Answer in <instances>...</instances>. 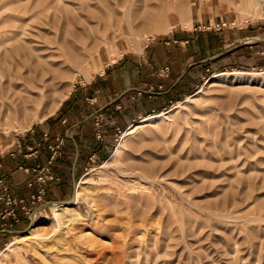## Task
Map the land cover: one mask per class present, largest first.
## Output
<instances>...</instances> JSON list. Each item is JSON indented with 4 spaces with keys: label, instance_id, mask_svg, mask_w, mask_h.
<instances>
[{
    "label": "rangeland",
    "instance_id": "rangeland-1",
    "mask_svg": "<svg viewBox=\"0 0 264 264\" xmlns=\"http://www.w3.org/2000/svg\"><path fill=\"white\" fill-rule=\"evenodd\" d=\"M263 4L0 0V147L44 122L75 84L151 41L159 68L165 57L193 66L201 51L207 59L263 37ZM183 35L184 48L171 44ZM262 49L211 63L181 101L117 133L107 158L79 172L66 197L54 190L52 206L0 236V264H264ZM17 63L28 85L7 80ZM7 91L19 100L5 103ZM76 189L64 218L57 207Z\"/></svg>",
    "mask_w": 264,
    "mask_h": 264
},
{
    "label": "crops",
    "instance_id": "crops-1",
    "mask_svg": "<svg viewBox=\"0 0 264 264\" xmlns=\"http://www.w3.org/2000/svg\"><path fill=\"white\" fill-rule=\"evenodd\" d=\"M188 42L189 37L183 35L180 41L174 39L171 44L179 43L184 48ZM150 44L152 41L139 54L123 53L114 65L105 66L89 80L75 84L44 122L29 129L19 139H13L5 148L0 147V176L14 197L26 199L34 193L26 186L33 177L25 170L46 166L50 158L47 147L55 145L57 139L63 140L61 156L49 165L57 180H46L44 204L51 200L54 190H62V198L66 197V191L74 185L79 172L91 163H101L107 158L117 133L128 131L139 121L181 101L208 76L211 63L225 58L232 60L244 49L254 48L256 54L258 50L263 54L264 36L253 38L251 43H239L207 59L201 51L200 61L193 66H185L182 59L173 62V58L169 57L168 61L165 57L163 65L157 68L150 52L155 47ZM163 69L168 70L167 77L161 75ZM97 132L100 140L96 138ZM44 135H48V141L43 139ZM45 209L42 206L38 214ZM18 219L10 229H0V236L16 233L28 221L20 212Z\"/></svg>",
    "mask_w": 264,
    "mask_h": 264
},
{
    "label": "built area",
    "instance_id": "built-area-1",
    "mask_svg": "<svg viewBox=\"0 0 264 264\" xmlns=\"http://www.w3.org/2000/svg\"><path fill=\"white\" fill-rule=\"evenodd\" d=\"M224 26V25H222ZM212 28V27H211ZM210 30V28L208 29ZM218 30V29H217ZM168 70H164V75L167 77ZM97 140L101 136L99 132L96 135ZM43 139L48 141V135H44ZM63 145L62 139H57L55 145H48L50 152L49 162L46 166L38 169H26L25 173L33 177L32 180L27 182V188L34 190L28 198L14 197L8 187L5 185L4 180L0 176V229L8 230L13 224L18 223V212H20L27 220L32 221L38 214L42 206H52L53 204H44L46 196L45 182L56 181V177L51 174L49 165L52 161L61 156V147ZM44 204V205H43Z\"/></svg>",
    "mask_w": 264,
    "mask_h": 264
},
{
    "label": "bare ground",
    "instance_id": "bare-ground-1",
    "mask_svg": "<svg viewBox=\"0 0 264 264\" xmlns=\"http://www.w3.org/2000/svg\"><path fill=\"white\" fill-rule=\"evenodd\" d=\"M263 14H264V4H263ZM162 19H163V16H160ZM160 24H162L161 22H160ZM130 29V28H129ZM169 30V28L167 29V28H165V27H162V29L160 30V33H165V32H167ZM131 32V31H130ZM132 32H131V36H132ZM134 35V34H133ZM134 38H135V35L133 36ZM118 38V37H117ZM126 38V37H125ZM127 38H129V37H127ZM135 39H133V41H134ZM115 41H116V39H115ZM113 42H114V39H113ZM130 42H131V40H130ZM27 43V42H26ZM105 43H106V40H105ZM116 46H117V44H116ZM137 46L139 47L140 46V44H137ZM118 47V46H117ZM111 49H113V47H111ZM115 49H116V47H115ZM17 50V49H16ZM15 50V51H16ZM23 50V49H22ZM28 50V49H27ZM27 50H25V51H27ZM30 52V51H29ZM117 52V51H116ZM4 53V52H3ZM113 53V52H112ZM12 56V55H11ZM91 57H89V59H90ZM6 60V59H5ZM8 66V65H7ZM23 68H24V66H23V64L21 65V64H15V65H10L9 66V73L7 74L8 75V78H7V80L9 81V80H11V79H13V81H15L16 79H18V80H20L21 78H23V82H24V84H26V85H28L30 82L28 81V79L27 78H25V77H23V73H22V70H23ZM0 70H1V67H0ZM25 70V69H24ZM25 73V72H24ZM85 75L84 73H81V75ZM29 75V74H28ZM85 77H86V75H85ZM29 78V77H28ZM0 79H2V76L0 77ZM70 92V91H69ZM69 92L65 95V97L63 98V100L67 97V95L69 94ZM1 96L3 97V101L5 102V103H9V104H11V103H14V100H13V98H15L16 99V97H17V93H10V91H7L6 93H2L1 94ZM17 101L19 100V99H16ZM62 100V101H63ZM22 101H20L19 103H21ZM16 103H18V102H16ZM24 103V102H23ZM60 104H61V102L57 105V106H55V107H53L52 108V110L50 111V114H53L56 110H57V108L60 106ZM45 119V118H44ZM22 129V128H21ZM113 157H114V159H115V161L118 159V151H116L115 153H114V155H113ZM142 166V165H141ZM128 174V173H127ZM149 174V173H148ZM147 174V175H148ZM150 175V174H149ZM136 176V175H135ZM140 176H142V175H140ZM149 177V176H148ZM128 179V178H127ZM129 179H131V178H129ZM139 179V178H138ZM130 181V180H129ZM137 181V180H136ZM146 181V180H145ZM141 182H139V184H140ZM145 183V182H144ZM151 183V182H150ZM153 183V182H152ZM129 184V183H128ZM147 184V183H146ZM140 185H142V184H140ZM145 186V185H144ZM144 186H143V188H144ZM141 187V186H140ZM148 187V186H147ZM146 187V188H147ZM134 188H137V187H134ZM139 189V188H138ZM134 190V189H133ZM141 191V190H140ZM139 191V192H140ZM145 191H147V189L145 190ZM124 192V191H123ZM148 192V191H147ZM78 190L76 189V192H75V197H73V202H71V203H69V204H67V205H62V206H58L57 208L59 209V208H61V210H63V213H62V216L64 217V218H66V217H70V213L68 212V208H71V207H73L74 205H75V200L77 199V196H78ZM130 193H131V191H130ZM134 193V192H133ZM132 193V194H133ZM125 195H127V193L125 194ZM129 195V194H128ZM135 195V197L137 196L136 194H134ZM133 196V195H132ZM138 198H140V197H138ZM137 200V199H136ZM139 200V199H138ZM22 252H23V250H22Z\"/></svg>",
    "mask_w": 264,
    "mask_h": 264
},
{
    "label": "water",
    "instance_id": "water-1",
    "mask_svg": "<svg viewBox=\"0 0 264 264\" xmlns=\"http://www.w3.org/2000/svg\"><path fill=\"white\" fill-rule=\"evenodd\" d=\"M73 197H74V195L72 196V198H71V201L73 200ZM66 202H63L62 204H65ZM61 204V203H60Z\"/></svg>",
    "mask_w": 264,
    "mask_h": 264
}]
</instances>
